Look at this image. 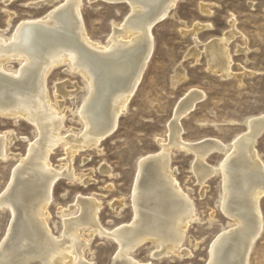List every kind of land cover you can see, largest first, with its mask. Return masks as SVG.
Listing matches in <instances>:
<instances>
[{"label":"bare ground","instance_id":"1","mask_svg":"<svg viewBox=\"0 0 264 264\" xmlns=\"http://www.w3.org/2000/svg\"><path fill=\"white\" fill-rule=\"evenodd\" d=\"M56 1L35 0L31 5H53ZM102 1L129 6L123 22L112 26L106 45L87 35L81 14L83 0H63L43 16L23 18L10 36L4 35L6 29H0V115L26 118L38 131L0 195V206L11 213L9 228L0 243V264H88L82 257L84 242L78 234L81 226L93 227L116 241L119 249L112 264H142L133 259L131 252L146 240L158 244L159 255L181 248L186 227L196 214L192 199L169 165L171 147L194 154L192 168L201 184L217 167L220 170L222 209L233 223L212 242L207 264H247L263 225L259 200L264 195V161L255 143L264 131V114L250 117L246 129L229 144L214 138L188 143L181 137L179 119L201 98L199 90L189 91L178 103L169 124V140L161 144V151L139 159L131 194V222L110 232L102 230L97 222L99 203L83 197L70 207L78 206L79 211L64 220L62 239L52 237L46 219L52 187L62 175L75 178L67 167L64 170L51 165L52 150L65 144L70 163L77 151L97 146L114 130L152 54L153 25L167 16L177 0ZM230 26L222 38L204 46L209 69L220 71L221 76L231 74L227 45L238 33L233 19ZM12 59L20 60L16 71L6 66ZM63 63L69 71L79 73L88 86L78 111L84 126L79 135L60 134L64 115L49 102L45 88L47 75ZM181 78L178 72L174 83ZM61 94L64 97L72 93ZM12 140L7 132L0 133V159L8 157ZM212 151L225 154L218 166L205 162Z\"/></svg>","mask_w":264,"mask_h":264},{"label":"rangeland","instance_id":"2","mask_svg":"<svg viewBox=\"0 0 264 264\" xmlns=\"http://www.w3.org/2000/svg\"><path fill=\"white\" fill-rule=\"evenodd\" d=\"M33 1L0 0V29H6L5 36L12 34L19 20L43 16L63 2L34 7ZM128 12L125 2L83 0L81 6L87 35L101 45L108 44L112 26L120 25ZM231 19L238 33L227 45L232 58L231 74L221 76L220 71L209 69L205 47L225 35L231 28ZM152 36V54L114 130L97 146L77 151L70 163L65 144L55 146L49 156L53 167L68 168L75 176L70 179L62 175L52 187L46 219L53 238L62 239L64 220L79 211L78 206L70 208L78 198L99 203L97 222L106 232L131 222V194L138 161L161 151V144L168 142L175 108L189 91L199 90L202 96L179 119L181 137L188 143L214 138L229 144L246 129L250 117L264 114V0H177L167 16L153 25ZM19 64L20 60L12 59L6 66L16 71ZM178 72L182 78L174 83ZM45 88L49 102L64 115L60 134H81L84 126L78 111L88 93L82 76L69 71L63 63L47 75ZM62 91L72 94L63 97ZM3 132L13 140L8 157L0 159V195L19 159L26 156L29 144L38 136L36 127L21 116L0 115V133ZM255 148L264 161V131ZM169 154V165L180 187L192 199L196 217L186 227L181 248L159 255L158 244L146 240L134 248L132 257L142 264H207L212 242L233 223L222 209L220 170L217 167L201 184L193 172L192 152L171 147ZM224 156L223 152L212 151L205 162L218 166ZM259 208L263 225L247 264H264V195ZM10 221L9 209L0 206V243ZM78 234L84 242V261L112 264L119 249L115 240L87 226H81Z\"/></svg>","mask_w":264,"mask_h":264}]
</instances>
